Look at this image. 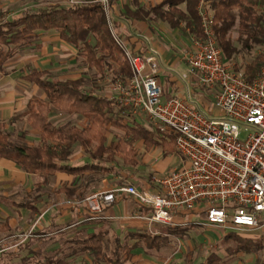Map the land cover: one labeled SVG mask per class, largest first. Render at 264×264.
<instances>
[{
	"label": "crops",
	"instance_id": "0c3cea01",
	"mask_svg": "<svg viewBox=\"0 0 264 264\" xmlns=\"http://www.w3.org/2000/svg\"><path fill=\"white\" fill-rule=\"evenodd\" d=\"M162 1L115 0L111 6L109 5L106 15L113 31L126 43L132 53L156 55L160 64L158 80L164 98L186 97L199 110L209 115L217 114L218 110L213 106L214 96L210 88L198 85L194 79H181V74L185 72L187 66L186 55L190 50V31L185 28V24L181 23L179 28H171L166 22L154 21L152 16L132 18L125 15L127 7L132 10L138 7L148 10ZM179 8L185 10V4H181ZM21 12L22 10L10 14L0 12V16L11 19ZM3 66L5 72L0 73V122L4 123V130L17 142L27 144L40 142L38 131L30 128L26 122L19 129H17L16 121L9 122L12 117L25 112L31 97L37 96L47 100L45 93L36 84L25 79L31 70L43 71L48 80H74L83 77L85 88L88 85V89L86 88L88 92L115 102V112L118 104L123 106L118 101L117 92L114 90L115 80L122 74L115 75L110 88L98 86L100 82L98 78L106 77L111 71H107L102 76L98 75L100 76L98 78L94 73L88 79L84 73L90 68L83 62L79 49L62 40L58 30L36 31L29 41L14 48L12 57ZM123 115L135 119L137 114L127 109ZM66 116L82 117L76 113L52 110L49 119L55 125L61 126L62 118ZM20 123L22 124L23 121ZM83 123L86 125L75 126L86 128L89 124L86 118ZM109 129L106 134V145L112 143L108 140ZM133 147L137 157L141 151L149 156L157 174L181 163L175 146L169 153L165 152L161 144L146 149L143 142L138 141ZM89 162H92L90 156L79 143H75L72 154L63 164L75 167ZM103 166L107 169L88 170L77 175L57 171L48 176L26 173L15 163L0 159V225L2 226L0 234L5 236L0 238V252H3L0 254V264L4 261L10 264L17 262L21 264H91L90 257L79 252L78 240L94 233L107 231L110 237L121 238H125L128 233L143 231L164 233L157 223L139 217L146 215L141 212L140 206L133 198L125 195H119L114 203L104 207L99 217L92 216L84 202L88 194L97 190H108L121 184H133L130 182L113 184L118 179L126 178L127 175L122 172L120 175L115 173L113 162ZM151 183L155 185L152 181ZM139 188L153 191L156 190V185L152 189ZM81 194H84L82 199ZM262 228L264 229V226L260 229ZM129 239L131 242L136 241L133 237ZM162 246L153 249L139 246L133 250L132 261L134 264H157L153 250H159ZM240 255L246 254H237L227 264H231Z\"/></svg>",
	"mask_w": 264,
	"mask_h": 264
},
{
	"label": "trees",
	"instance_id": "16d2710c",
	"mask_svg": "<svg viewBox=\"0 0 264 264\" xmlns=\"http://www.w3.org/2000/svg\"><path fill=\"white\" fill-rule=\"evenodd\" d=\"M109 5L115 0H108ZM214 13V28L218 45L224 59L237 53L236 47L227 37L237 24V41L242 50L251 51L255 46H264V0H209ZM199 0H163L148 10L138 7L126 8L129 17L152 16L154 21L168 23L171 28L185 24L190 33L200 34V20L197 15ZM185 4V10L179 8ZM58 30L65 42L77 47L83 62L90 69L103 75L111 71L121 73L128 80L132 73L128 63L122 57V49L114 40L106 12L100 0H82L71 5L54 4L47 7H31L11 19L0 16V73H4V63L13 55V47L29 41L38 30ZM94 41L91 42L90 39ZM264 66V52H259L250 61L234 66L242 71L247 80H252ZM25 79L36 84L46 95L47 100L31 97L23 114L16 115L10 123L24 117L26 124L38 131L40 142L27 144L14 142L0 122V159L9 160L29 174L53 175L57 171L70 174H83L88 170L107 169L103 165L115 161L120 156L127 166L137 164V152L134 143L142 141L146 149L161 144L166 153L174 149V138L169 133L163 135L138 123L133 117L124 116L127 109L106 97L88 92L85 79L74 80L45 78L43 71L31 70ZM76 113L86 118L88 126H57L50 119L51 111ZM109 127L123 134L116 143L106 145ZM79 143L90 156L92 162L80 166L63 164L73 151V145ZM61 190V189H59ZM58 190V191H59ZM81 199L84 194L80 195ZM147 215L149 211L140 207ZM203 216V214H202ZM196 224L185 226H167L169 231L151 233L149 231L128 233L125 238L110 237L107 231L94 233L78 240L79 252L91 259V264H134L133 250L139 246L159 248L168 244L170 236L192 228ZM6 226V225H5ZM2 226L0 225V228ZM130 237L136 239L131 242ZM227 246L225 256L211 253L204 260L190 264H227L237 254H259L264 248V237H243L240 233L229 231L223 237Z\"/></svg>",
	"mask_w": 264,
	"mask_h": 264
},
{
	"label": "built area",
	"instance_id": "2783aa9c",
	"mask_svg": "<svg viewBox=\"0 0 264 264\" xmlns=\"http://www.w3.org/2000/svg\"><path fill=\"white\" fill-rule=\"evenodd\" d=\"M100 2L107 13L109 1ZM197 15L200 34L190 33L181 79H194L212 90L213 106L218 110L214 115L199 110L186 97L164 98L156 55L132 53L109 22L132 73L127 81L122 76L115 80L118 101L132 113L143 114L147 128L160 135L171 134L181 163L152 177L157 190L127 183L91 193L84 202L93 217L125 195L149 211L139 217L171 227L190 223L241 233L262 226L264 66L247 80L223 57L209 0H199Z\"/></svg>",
	"mask_w": 264,
	"mask_h": 264
},
{
	"label": "rangeland",
	"instance_id": "374dc122",
	"mask_svg": "<svg viewBox=\"0 0 264 264\" xmlns=\"http://www.w3.org/2000/svg\"><path fill=\"white\" fill-rule=\"evenodd\" d=\"M80 1L82 0H0V12H2L3 14H10L13 12H19L28 7H47L54 4L71 5L73 3H79ZM228 37L231 40L234 47H236L238 52L234 53L231 58L225 60L231 61V63H233L234 66H240L250 61L259 52H264V46L263 47L255 46L251 51H246L241 49V45L237 41V24L231 29L229 35H227L226 38ZM90 41L93 42L94 40L91 38ZM15 47L16 46L13 47V51ZM94 71H95L94 69H90L89 71L86 70L84 74L88 76V79L94 73L96 78L100 77L98 76L100 74ZM98 79H100L98 86L110 88L112 81L115 80V75H113V73L111 72L106 77H102ZM136 118H135L136 121H139L140 124L147 126L148 121L143 114H137ZM83 120L84 118L79 116H75L73 118L66 116L62 118L60 125L61 126L78 125L82 127L86 125L85 123H83ZM20 121H23V123L21 124ZM24 122H25L24 119H19L18 121H16L17 129L23 126L25 124ZM121 135L122 132H120L119 130L110 128L108 140L112 141V143L116 142L117 138H119ZM10 139L14 142H17L16 139H14L13 137H11ZM174 156H177V154H174ZM177 166L178 165H175L174 167ZM174 167H170L166 171L171 170ZM113 168L115 170V173H118L120 175V173L122 172L127 175L126 178L123 177L122 180L118 179V181L114 182L113 184L117 185L120 182L121 183L130 182L137 185L138 187H145L151 189L154 188L156 185L155 183H154L155 185H153L151 181H152V177L155 174H157V172L155 171V168L152 166L149 156H147L143 151H141V153L137 157V165L127 166L123 163L120 156H116L115 161L113 162ZM98 179L100 180V178ZM156 190H157V186H156ZM97 191H103V190H97ZM195 219L201 221V218L199 217H195L194 220ZM259 224L264 226V217L262 214L259 215ZM157 226L162 230H164L165 232L169 231L166 225L157 223ZM260 228L241 231L240 234L243 237H250V238L264 237V229L263 228L260 229ZM226 233H228V231L226 232L216 227H209L206 225H194L192 228H187L181 232L173 233L170 236L169 244L167 246H162L159 250H153V253L155 254V258H157L156 259L157 264L197 263L201 260H204L211 253H217L220 256H225L226 252L224 249L226 248L227 244L223 240V237ZM0 238H5V236L3 234H0ZM143 247L146 249H150L144 245ZM2 253L3 252H0V254ZM158 258L160 260H158ZM1 264H10V263L8 261H4ZM16 264H21V263L17 262ZM231 264H264V249L259 254H255L251 256L240 255V257L236 258Z\"/></svg>",
	"mask_w": 264,
	"mask_h": 264
}]
</instances>
